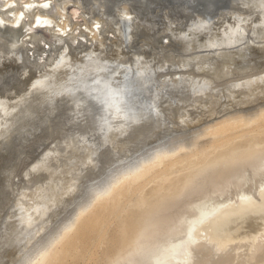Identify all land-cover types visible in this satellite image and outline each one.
Segmentation results:
<instances>
[{
    "label": "bare ground",
    "instance_id": "6f19581e",
    "mask_svg": "<svg viewBox=\"0 0 264 264\" xmlns=\"http://www.w3.org/2000/svg\"><path fill=\"white\" fill-rule=\"evenodd\" d=\"M234 1H237V4L240 2V6L223 7L216 12L215 15H217V17L196 14L197 18L191 21V24H189L188 28L185 30L180 29L175 32V30H173L174 28L166 27L165 29L163 28V31H166L167 34L169 33L168 35L160 36L161 34H155L158 35L156 37L152 35L153 42L155 43V47L152 48L154 49V53L151 51L153 54L147 57L144 52L148 51L150 45H147V43L143 41V44L138 46L137 50L135 49L137 43L133 46L130 45V41L134 42L137 36L139 38H145L146 35L149 36L148 30L150 29L144 25L146 23H142L143 20L141 22V20L138 19L139 17L135 10H132L126 3L116 9L115 17H117V20H115L112 14L105 12L104 4L102 5L99 0H0V52H5V56L7 55L8 57H10V54H14L16 58H21L20 60L22 63L24 59L27 63L26 66L20 64L24 66V68L21 69L19 67L21 69L20 71L23 72H21V74L19 72L18 78L17 75L14 76L13 74L19 82H12L10 84L2 83L0 87V90H3V87L6 86L15 87V90L14 88L12 90V95L3 98L0 97V137H2L7 130L11 129L10 127H12L13 123H16L12 121L17 120H14V118L11 121V117H14L15 111L18 113L19 109L24 108L25 105L27 106L25 103H28L29 98L32 99L30 95L34 93L36 97L40 95L39 93H41L44 88L43 84L48 83L52 72H57V67L61 64L60 61L74 59V63L70 62L71 64L69 63V66H74V64L81 65L78 67H82L81 69L88 71L95 68L98 76L101 75L103 73L102 71L106 69V66L111 63L113 65H110L113 68V73L111 72L112 75L119 76L115 84L103 82L102 79L98 77L101 81L97 82V84L99 83L100 85H96L95 88L101 86L100 89L98 88V93L102 95L101 98H103L102 100L104 101L103 106H100L99 102L98 104L100 107H96L93 101L87 99L85 105H83L84 112L81 115L83 117L78 115L79 120L69 124V127L73 130L67 129L68 131L66 132L62 131L63 134L60 139L57 138L58 140H55V144H51V141L49 142L53 152L49 149L48 152H44L45 159L53 158L55 160L54 166L57 173L67 174L69 172L68 178L64 179L65 177L61 176L55 183H50L47 180L33 183V179H31L33 184H30V181L28 182L27 180V184L24 183L25 185H20L21 188L17 186L19 189L17 188L16 192L20 190V194L18 193L19 195H16L15 199L19 201H15L14 204L10 205V213H8L11 227H7L8 229L6 232L4 228L3 230L1 229L2 233L0 234V252L6 254L8 258L6 264H13L15 259L16 264H23V259L28 255V252H33V249H38V247L46 245L47 242H51L50 240L61 236L62 229L65 230L67 227V217L70 216V214H68L70 211L77 213L82 209L84 210V208L88 207L98 196L103 194L107 196L110 193L108 190L114 186L119 176L125 175V172L114 167L117 172H115L114 169L115 173H111V176L109 175L110 179H106L108 181L104 183L102 179L106 178V176H104L106 175L104 171H106L108 167H111L110 165L114 166L116 158H118L116 151L119 146H115L116 143H118L117 140H120L119 138L122 137V135L123 138H127L128 135L131 134L132 138L135 137L136 131H132L133 129H129L130 127H137L148 120H150L148 124L151 122L156 124L157 122L162 123L165 121L171 123L172 120L180 121L181 123L196 124V122L200 120V117L195 118V116V119L188 120L189 111L187 108V110L185 109V104L188 105L189 103H193V107L196 109L208 108L206 117L212 119L222 117V119L220 118V122H216V120L210 121L211 125H213L212 130L214 132L229 131L239 127L248 128L255 123H263L264 110H260L261 106L253 107V105L251 108H243L245 109L243 111H240V109L239 111L235 110L231 113L224 105V107L216 109V113L214 112L215 114L212 117V106L219 104L223 97L232 99L235 102L234 96L241 95L240 93L242 91L247 90L249 88H247V85L250 80L253 81L256 80V78L260 80V72L253 73L252 76L248 75L247 77L245 76L238 79H225L226 82L223 81L224 83L220 84H216L213 79L215 75L218 77L219 74L225 78L228 74L225 62L223 64L224 68H222L223 73L221 70H219L221 72L212 70L213 65H215L213 60L220 58L224 60L227 58L229 59L234 54L240 52L238 48H246V46H248V49L264 48V0ZM87 2L89 4H86ZM95 7H97L98 10ZM240 7L246 8L247 11H244V8L242 9ZM182 11L184 12V10ZM227 15H229V18H227ZM215 19L216 21H214ZM152 23L148 25L154 26ZM175 27L177 28V26ZM206 28L207 30L205 31ZM107 33L115 36V38L106 37ZM150 36L148 39L151 41L148 42L152 44ZM171 36L177 39V47H184L185 49V53L183 54H178L176 52L180 57L183 56L181 59L178 58V63L195 62L203 67V71L201 70L202 72L197 75V72L194 70L196 66L194 65V68L190 70L191 64H184L185 66H183V64H180V66L178 65L184 68V70H180L179 67L176 69L171 68L176 67L171 63H169L170 65H164L163 63L165 61L163 59L159 60V57L161 58V55H164L162 54L164 50L161 52L155 51V49L158 50L162 48V46L163 49H165L167 45L165 43L161 44V40L163 38L169 40ZM122 37L128 40L129 44L125 45L124 42H122ZM107 39L110 42L114 40L117 48L115 52L119 53V55H115V58L111 61L103 60L105 62L102 63L100 60L102 58L99 56L102 51L99 53L96 52L97 54L95 55L94 47L88 46L87 41L94 43L98 42L100 48L101 45L106 48L108 47H105ZM131 39L135 40L132 41ZM138 39L135 42H138ZM170 43L173 42L169 40V44ZM182 43H185V45L182 46ZM126 48L131 50L129 51L131 52V56H129V58L127 56V59H123L124 57H120V54L125 51L124 49ZM168 51L170 52L171 50ZM89 52H91V54ZM64 53H66L67 56H63ZM36 55L38 56L36 58H40L41 60L30 59ZM168 57L165 56V58ZM109 65L108 68L110 67ZM76 67H74L73 71L78 69V67L77 69ZM6 71L7 74L8 69ZM10 72L9 75H11ZM13 72L15 73L16 70ZM9 77L10 76H8V78ZM20 77H22V79ZM0 78H3L1 74ZM8 78L5 79L9 80L10 78ZM219 78H217V80ZM248 78H250V80ZM5 79L3 78L2 80L5 81ZM109 79H113L112 76ZM10 80L12 81V79ZM15 80L16 79H14V81ZM164 81H166L168 85H162V83H166ZM94 82H96V76H94L92 82L88 80V84H94ZM69 83L70 81H68L66 87L53 90L54 92L51 93V95L64 94L70 85ZM12 84H16V86ZM221 86H223L224 89H221ZM36 93L39 95H36ZM257 93H259V91ZM50 96H48L49 99L51 98ZM53 96L52 98L54 99ZM247 96L251 95L247 94ZM45 97L47 98V95ZM56 97L58 98L57 95L55 99ZM76 97L77 95L73 99ZM260 97L263 98L264 96ZM101 98L99 97V99ZM180 98L184 101L186 100L185 102L188 103H184L183 101L180 102ZM102 100L100 101L102 102ZM251 100L254 101L252 98ZM34 102L31 103L30 101L28 105ZM174 102H177L176 109H179V111L183 113L182 117L180 116L181 118L177 115L178 110H173V107H176L173 106L175 104ZM48 103H50V101ZM48 103L47 105H49ZM53 103L54 102L51 104ZM247 103L249 104V102ZM23 104L25 105L23 106ZM35 104H37V102ZM20 106L23 107L19 108ZM35 106L36 105H34V108ZM235 106H239V103L237 102ZM39 107L40 105L38 109ZM26 108L30 109L31 107L27 106ZM217 110H220V112H217ZM23 111L26 112L25 109ZM23 111H19L22 116L24 115L22 113ZM43 111L41 114H44ZM217 113H221V115L218 116ZM47 114L45 113V115ZM30 115L29 113L28 117L26 116V119L24 117L23 120L25 119L24 121H26ZM67 115L68 113L63 117ZM48 116H46V118ZM70 116L71 113L69 117ZM17 118L18 117H16V119ZM33 118L34 117H32V119L29 118L28 120H33ZM36 119L39 118H35V120ZM28 120L25 123H27ZM33 121H31V124ZM20 122L23 121L21 120ZM102 124L106 126L102 127ZM183 125H181V127ZM186 125L188 126L190 124ZM173 126H175L174 121ZM177 127L181 128L179 125ZM210 127L211 126H209V128ZM91 128L93 130L90 133ZM160 128L159 130H161ZM105 131L112 132L113 137L111 138L114 142L104 137L103 133H105ZM18 132L20 131L18 130ZM86 132H88V134ZM98 132L100 133V139L93 138V135ZM170 132L167 131L164 133L168 134ZM180 132L179 134H181ZM7 133L8 132H6V134ZM199 133L201 132L199 131ZM161 134H163V132ZM10 135L9 133V136ZM202 135H204L203 132ZM197 136L198 134H196L193 139ZM179 137L178 135L171 137V142L177 143L178 139L181 140ZM182 137L185 140L186 135ZM186 139L188 141L192 138L189 137V139ZM151 140L153 139L151 138ZM160 140L162 141L164 138H159L158 141ZM193 141L196 142V140ZM167 143H169V141ZM146 145L148 146V144ZM146 145L144 144V147ZM151 145L148 147H152L153 150V146ZM161 145L162 143L160 145L158 144V146ZM170 145H172V143ZM170 145L168 144L167 146L170 147ZM189 146L191 147L193 145L191 144ZM44 147L40 148L38 153ZM106 148H109V152L105 150ZM140 148L138 147V149ZM38 149V146H36L35 150ZM65 149L71 150V154H69L71 156L67 158L68 161L64 160V162H60L59 159L63 160L61 159L63 156L61 152L63 150L66 151ZM186 149L187 148L184 147L182 151L185 152ZM79 150H82L81 152L83 153L80 152V154ZM199 151L200 152L197 154H203L205 150L199 149ZM68 152L66 155H68ZM74 153L76 154V158H74ZM117 153L118 156H122L125 160L129 155L133 156V154H126V150L121 148H119ZM106 155H108L110 159H105ZM137 155H139V153ZM136 156L132 158H136ZM151 156L152 154L150 158ZM193 156L195 157L196 155L194 154ZM113 157H115V161ZM139 157L140 156H138L137 159H139ZM72 159H75V161ZM120 160L122 161V158ZM128 160L129 158L126 161ZM127 164H129V162H127ZM69 165H72V167H65ZM119 165L120 164H118V166ZM34 166L36 165L34 164ZM115 166H117V164ZM122 166L121 169L124 168ZM96 167H99V169L98 172L95 173L94 169H96ZM173 174L175 175L176 172L174 173L173 171ZM86 175L89 176L86 177ZM76 204L79 205L77 206ZM61 206L62 208H60ZM75 207L76 210H73ZM137 208L138 212L135 216V220L133 218V212L135 210H129L118 214L114 218L113 231H109V228H107V220L103 224V219L100 220V218L98 219L94 215L95 213H99L93 212L90 214L93 218L90 223L91 229L82 235L86 237L83 242H86V244H88L89 241L94 242L95 236H98L96 234L101 232L112 237V241L106 244L104 249H102L104 255L106 251L110 252L121 244L130 226L133 228L135 226L134 235L131 236L128 243H126L107 264H264V139L260 141H247L242 145L232 147L229 151L218 157L210 158L206 156L202 163L194 164L186 175L169 181L165 187L161 185L153 195L140 201V203L137 204ZM108 210L110 209L104 210L105 212L102 211V214L106 213ZM109 212H111V210ZM123 213L124 215H122ZM67 214L69 216H67ZM95 222H97L95 227H92ZM72 224L74 225V223ZM243 224H245L246 231L241 232ZM118 236L120 238L118 239L119 241L116 242L115 240L113 242L114 237ZM92 242L87 246L91 247ZM13 245H15V247H12ZM75 247L79 252L85 249L79 246V241L76 242ZM89 247H86V250ZM7 248H9L8 251H6ZM49 250H51L50 247ZM62 254H64L63 251ZM11 255L18 256L16 258L14 257V259H10ZM40 256V261H43L42 255ZM101 260L96 264H102L103 262ZM63 262L61 264H63Z\"/></svg>",
    "mask_w": 264,
    "mask_h": 264
},
{
    "label": "rangeland",
    "instance_id": "374dc122",
    "mask_svg": "<svg viewBox=\"0 0 264 264\" xmlns=\"http://www.w3.org/2000/svg\"><path fill=\"white\" fill-rule=\"evenodd\" d=\"M238 6H240V4ZM154 8H155L156 12H158V14H159L158 18L150 19L149 17H147L148 20H150V21H148V20L144 21L143 20V22H142V20H141V22L142 23H146L144 25L146 27H149L148 29H150V30H148V35L149 36L151 35L150 38L152 39V44H151V42H148V41H151V40L148 39L149 36H147V35H146L145 38H141V37L139 38L137 36L139 39L137 37H135L136 40L135 39H133V40L131 39L132 41H134V40L137 41V39H138V42H135V41L131 42L130 41V45H133V46H135L134 44L137 43L136 48H135L137 50H138L137 47L140 46L141 44H143V41H144V43H147V45H150L151 49L148 48V51L144 52L147 57L154 53L153 52L154 49H152V48L155 47L154 46L155 43L153 42V37L154 36L156 37V36H158L160 34H161L160 36L168 35L169 33L167 34L166 31H163L166 27H171L172 29L174 28L173 30H175V32L178 31L179 29H181L180 26H178L179 25V20H182L180 14L177 15L179 17V18H177L175 13H173L171 11L169 12L168 8L164 7V5L161 4V3H155ZM165 9H167V10H165ZM214 21H216V19ZM151 23L154 26H152V25L149 26L148 25V24H151ZM175 26H177V28ZM153 29H155V30H153ZM202 30H203V28H202ZM206 30H207V28L205 29V31ZM155 34H158V35H155ZM152 35H153V37H152ZM107 36L109 38H115V36H113V35H111L109 33L106 34V37ZM123 39H125V38L122 37V42H124L125 45L129 44L128 40H127V43H126ZM164 39L165 38H163V43H165L167 45V46H165V49H163V46H162V48H159V49H162V50L155 49V51H161V52L163 50L165 51V52L164 51L162 52V54H164V55H161L163 58L159 57V60L163 59L165 61L163 63L164 65H170L169 63H171L174 66H176V67H171V68H175L176 69L177 67L180 66V64H183V66H185L186 64H191L190 65V70L192 68H194V66H196L198 71L196 70V68H194V70L197 72V75H198V73L203 71L202 70L203 67L200 66L199 64L195 63V62L194 63H191V62L178 63V61H177V60H179L178 58L181 59L183 57V56L180 57L178 54L179 53H181V54L185 53L184 47H182V48L181 47H177L178 46V45H176L177 39H175L172 36L170 37V39H172L171 42H173V43L169 44L168 39H167L166 42H164ZM112 42L108 41V39H107L106 40L107 44L105 45V47L106 46H108V47L104 48L101 45V48L103 47L102 49L100 48V45H99L98 42L94 43V42L87 41V44L90 47H92V46L94 47V49H95L94 50V54L95 55L97 53H99L100 51H102V52H100L99 56L102 58L100 60L103 63L105 61H109V60L111 61V60H113L115 58V55H117V54L119 55V53L115 52V50L117 48H116V45L114 43V40H112ZM184 45H185V43H182V46H184ZM247 47L248 46H246V48H238V50H240V52L238 54H234L229 59L227 58L226 60H224L223 58H220V59L213 60L215 65H213V67H212L213 69L212 70H214L216 72H221L222 71V73H223V69L222 68H224L223 64L225 62L226 68L228 70V74L225 76V78H224V76L219 75V74H218V77L216 75H215V77H213V76L212 77L215 80L216 84H218V83L220 84V83L226 82V80L238 79V78H242V77H245V76L247 77L248 75L252 76L253 73L255 74L257 72H260V80H258V78H256V80H253L254 81L253 82L252 80H250V78H248L250 80V82H248L249 84L247 85V88L248 87L249 88L247 90H245V91H242L240 93L241 95H235L234 96L235 102L232 99H228V98L223 97L222 100L219 102V104L213 105L214 107L212 106V108H211L213 110L212 117L216 113V109H219L220 107H224V105L226 106L227 110L230 111V113L235 111V110L239 111L240 109H241L240 111H243V110H245L243 108H246V109L248 107L251 108L252 105H253V107L261 106L262 108L260 107V110H264V107H263V105H264V101H263L264 97L263 98L260 97V96H264V78H263L264 77V48H251V49H248ZM249 47H254V46H249ZM38 48H40V47H38ZM167 49L171 50V51L169 52ZM124 50L125 51H123L120 54V57H122V58L124 57L123 59H127V56H128V58H129V56H131V52H129L131 50H129V48H126ZM178 51H180V52H178ZM172 52H173L174 56H173ZM89 53L91 54V52H89ZM145 54H143V55H145ZM65 55L67 56L66 53L63 54V56H65ZM165 56L166 57L169 56V57L165 58ZM103 60H105V61H103ZM12 61H14V62H12ZM19 61L20 60H18V62ZM15 62H17V61L13 60V59H10L9 61H4L2 64H0L1 77L3 76V78L5 79V78H8V76H10L9 78L12 79V81L9 78H8L9 80L5 79V81H6L5 82L4 80H2L3 78H0V83L1 84L2 83L3 84H6V83L10 84L12 82L13 83L14 82L15 83L19 82L17 80V78L19 77V72H20V74H21V72H23V71H20V70L24 68V66H22L24 64L21 61L19 63L18 62L15 63ZM70 62L74 63V59L73 60H68L67 59V61L66 60L60 61L61 64H60V66L57 67L58 68L57 72H54V73L52 72V74H51L52 76L50 75L51 78L49 77L50 79L48 80V83L47 84H43V86H44V88L42 90L43 93L42 92L39 93L40 95L38 93H36V95H39L37 97L35 96V93L32 94L34 96L30 95V97L33 99L32 100V99L29 98L31 103L34 102V100H35V102L33 104H29L28 105V103L30 102L29 100H28V103L27 102L25 103V104H27L28 107L29 106L31 107L30 108L31 110L29 108H26L27 106L25 104H23V106L25 105L26 107L24 106V108H22L23 106L22 107L20 106L19 108H22V109L18 108L19 109L18 113H19L20 110L23 111L25 109L26 112H24V111L22 112L24 115L22 116V114L19 113V115H21V116H19L17 111H15L14 117H11V121L14 118H15L14 120H17V121H12V122H16V123H13V125L15 124L14 127L16 126L17 129L15 127V130H14V127L12 125L13 128L10 127L11 129L6 131L8 133L6 134V132H5L3 134V136L0 137V230L1 229L3 230V228H4L5 232L8 229L7 227H9V228L11 227L10 220H9V214H8V213H10L9 207H10L11 204H14L15 201H19L18 199H15V197H16V195L20 194V190L18 192H16L17 188L20 187V185L22 186V185L27 184V180H28V182L30 181V184L32 182L33 183L36 182V181L44 182L46 180L49 181L50 183H55V181L58 180L59 177H61V176L65 177L64 179L68 178L69 172L67 174L60 173V172L57 173V171L55 169V166H54L55 160L53 158L52 159H45V157H44L45 153L44 152H48V149L51 150L50 143L51 144L52 143L55 144L56 141L58 139H60V137L63 134V132H66L69 129L71 131L73 130L72 128L69 127V124H71L72 122L74 123V122L79 120L78 117L83 114V112H84L83 111L84 110L83 105H85L87 99L89 101H93V103H94V105L96 107L97 106L98 107L103 106L104 101L102 100L103 98H101L102 95H101V93H100V95L98 93V90L100 89L101 86L98 87L99 89L95 88L96 85L97 86L100 85L99 83L97 84V82L101 81L100 79H102L103 82H110V83H114V84H115L116 81H118L119 76L118 75H112L113 68L111 66H113V65L111 63H110L111 66L108 64L111 68L110 67L108 68V65H107L106 69H104V71H102L103 73L98 76L97 73H96L97 70L95 68L94 69H90V71H88V70L81 69L82 67L81 68L78 67V66H81V65H77V64H74V66L70 65L71 66L70 67L69 66ZM176 62H177V64H176ZM20 64H22V65H20ZM76 66L78 67V69H77ZM74 67H76L77 70L73 71ZM7 69H8V73L6 74V72H7L6 70ZM14 69L16 70L15 73L13 72V71H15ZM179 69L180 70H184V68H182V66L179 67ZM219 70H221V71H219ZM9 72H10V74L12 76H13V74H14V76L17 75V78H15L14 76L12 77L11 75H9ZM88 72H89V74H88ZM5 75H7V76H5ZM94 76H96V82H94V84H88V80H90L92 82V80H94ZM111 76H112L113 79L110 80L109 78H111ZM98 77L100 79H98ZM13 78L16 79L17 81L16 80L14 81ZM20 78L22 79V77H20ZM217 78H219V79L217 80ZM68 81H70V83H69L70 85H69L68 89L66 90V92L64 94H61V95L56 94L58 96V98L56 97V99H55L56 95L55 96L51 95V93L54 92L53 90H57V89L66 87L67 84H68ZM164 82H166V81H164ZM258 84H259V86H258ZM262 84H263V87H262ZM162 85H168V83L167 82L166 83H162ZM13 86H16V84H14ZM9 88H11V92H12L13 88L15 90V87L12 88V86L11 87L9 86ZM221 89H224V87L221 86ZM256 89H257V92L259 91V93L256 92ZM245 92H248V93H245ZM41 94H43V95H41ZM242 94H244V95H242ZM247 94H249L251 96H247ZM46 95H47V98H48V96L51 95L50 96L51 98L47 99L45 97ZM76 95H77V97L75 99H73ZM253 95H254V97H253ZM52 96L54 97V99L52 98ZM99 97L101 99H99ZM259 97L262 98V99H260ZM251 98L254 101H252ZM224 99H225V101H224ZM100 100H102V102ZM47 101L48 102L50 101V103H48ZM179 101L180 102L183 101L184 103H188V102H185L186 100L184 101L182 99L179 100ZM36 102H37V104H35ZM41 102H42V105H41ZM52 102H54V103L51 104ZM222 102H223V105H222ZM237 102L239 103V106H235V104H237ZM247 102H249V104ZM47 103L49 105H47ZM77 103H80V104H77ZM98 103L100 104V106H99ZM176 103L173 106H176L177 105ZM220 104H221V106H220ZM34 105H36L35 108H34ZM39 105H40V107L38 109ZM186 105L187 104H185V109L187 108L188 111H189L188 112L189 116H188V113H187V116L189 117L188 120L200 117V120L197 121L196 124L195 123H181L180 121H176V120H172L171 123L165 121V122H162L163 124L161 122L160 123L157 122L156 124L154 122H151L152 124L151 123L148 124L149 121H150V120H148V121H146L144 123H141L137 127H134V128H133V126L130 127L129 129H133L132 131H136L135 137L132 138V134H131V135H128L127 138H123V135H122V137L119 138L120 140H117L118 143H116L115 146L116 147H117V145L119 146L118 149L116 148L117 149L116 155H117L118 158H116V161H115L114 160L115 157H113V160L115 161V165L117 164V166L110 165L111 167H108L109 170L107 168V170L104 171L105 172L104 174H106L104 176H106V178H102V179H103L104 183L107 182L110 179V176H111L110 174L111 173L113 174V173L117 172L116 171L117 168L119 170L125 172V175L119 176L120 178L118 177V179L115 182L114 186H112L108 190V192L110 191V193L107 196L106 195L104 196V194L98 196L88 207L84 208V210L82 209V210L78 211L77 213L70 211L68 213V214H70V216L67 214V216H69V217H67V227H66L65 230L62 229L61 236H59L58 238L50 240L51 242H47L46 245H43L42 247L41 246L38 247L39 250L36 248V249H33L34 251L32 250L33 252H30V253L28 252L27 253L28 255H26L27 257L25 256L24 259H23L24 260L23 264H33V263L34 264H51V263H55L56 261H58V262H56L55 264H61L63 261H64L63 264H96L101 259H102L101 261L103 262L102 264H107L109 262V260L111 258H113L120 251V249L123 248L126 245V243H128V241L131 238V236L134 235L135 226H134V228L132 226H130L129 231H128L126 237H124L122 239V243L121 244H119L114 250H112L110 252L106 251L105 254L103 255L102 249H104L106 244H109L110 241H112V237H109L107 234H104L103 232H101V233L96 234L99 237L95 236L94 242L89 241V243L92 242V246L90 245L91 247L87 246L89 243L86 244V242H83L86 237H84L82 235L85 234L89 229H91L90 228L91 227L90 223H91V220L93 218L90 216V214H92L93 212H98L99 214H97V213L94 214L96 216V218H98V219L100 218V220L103 219V224L107 220V222H106V225H108L107 228H109V231H113L114 230V224H113L114 218L118 214H120L121 212H127L129 210H135L134 211L135 213L133 212V214H134L133 218L135 220V216H136V214L138 212L137 204L140 203V201H142L143 199H147L149 196L153 195L154 192L156 190H158V188L161 185H163L165 187L169 181L175 180L177 178L182 177L183 175H186V173L192 168V166L194 164L202 163L203 160L206 158V156H209L210 158L218 157L221 154L229 151V149H231L232 147H235L237 145H242V144L246 143L247 141H250V140H259L260 141V140L264 139V120L262 121L263 123L259 122V123H257L258 125L255 123V124H253L252 126H250L248 128L239 127V128H236V129H231L229 131L214 132L212 130V126L213 125H211V122L215 121V120H216V122H220L222 117H220L221 119L220 118L212 119V118L206 117V115L208 114L207 113L208 108L207 109L206 108H199V109L197 108L196 109L195 107H193V103H189L187 106ZM77 106H79V107H77ZM176 108H177V106L173 107V110H175V111L178 110L177 111V113H178L177 115L179 116V118H181L183 113L180 112L179 109H176ZM43 110H46V111H43ZM197 110H199L200 112L197 111ZM27 111L31 114L29 116L30 119H32V117H34L33 120H35V118H39V119H36L35 121H33V120L29 121L28 120L29 118H28L27 119L28 122L25 123L27 120L26 121H24V120L28 117V114H29ZM42 111L44 112V114L43 113L41 114ZM70 111H72L73 113L70 112ZM47 112H48V114H47ZM62 112H63V115H62ZM217 112H220V110H217ZM25 113H28V114H25ZM45 113L47 115H45ZM67 113H68V115H67L68 117L67 116L63 117ZM70 113H71V116L69 117ZM179 113H182V114H179ZM37 114H39V115H37ZM217 114H218V116L221 115V113H217ZM48 115H50V116H48ZM46 116H48V117L46 118ZM16 117H18V118L16 119ZM24 117H25V119L23 120ZM81 117H83V116H81ZM64 118H66L67 120L64 119ZM205 118H207V119H205ZM18 119H20V120H18ZM21 120L24 122L25 125L23 124V122H20ZM31 121H33L32 124H31ZM173 121H174L175 126H173ZM29 122H30V124H29ZM178 122H180V123H178ZM216 122H213V123H216ZM19 124L21 126H24V127H21ZM153 124H155L156 126L158 125V126L156 127ZM176 124H177V126L179 125V127H181V125H183V124L184 125L181 127L182 128L181 129V128H178L176 126ZM186 124H190V125L187 126ZM160 125H162V126H160ZM199 125H200V128H199ZM93 126H94V124H93ZM185 126H186V129H185ZM204 126H206V127H204ZM209 126H211V127L209 128ZM158 127L159 128L161 127L160 128L161 130H159ZM175 127H177V128H175ZM193 127H194V129H193ZM196 127H198V128H196ZM197 129H199V130H197ZM18 130L20 132H18ZM59 130H60L61 133L59 132ZM92 130L93 129L91 128L90 129V133H91ZM11 131H13V132H11ZM167 131L168 132L171 131L172 133L171 132L168 133V134L164 133V132H167ZM180 131H182V132H180ZM199 131L201 133H199ZM162 132H163L164 135L161 134ZM179 132L182 134V136L184 135V137L186 135V138H188V139H189V137L193 139V137L196 134H198V136L195 139H193V140H196V142L193 141L192 139H189L187 141V139L185 138V140H184L183 137L181 136V134H179ZM202 132L204 133V135H202ZM9 133L12 136L11 135L9 136ZM86 133L88 134V132H86ZM103 135H104V137L108 138L109 141L114 142V141H112V138H111V137H113L112 132L105 131V133H103ZM177 135L180 136L179 138H181V140L178 139L177 143L171 142V137H174V136H177ZM164 136H166V137H164ZM158 137L160 139L164 138V140L158 141L159 140ZM151 138L153 140H151ZM148 139H150V140H148ZM165 140H167V141H165ZM198 140H199V142H198ZM43 141H44V143H43ZM168 141H169V143H167ZM147 142H150V143H147ZM156 142L159 145L162 143V145H161L162 147L158 146V144ZM171 143H172V145H170ZM144 144L145 145L148 144V146H150L152 144L151 146H153V150H152V147H148L147 145H146L147 147L146 146L144 147ZM165 144H167V145L169 144L170 147H172V148H170L169 146H167ZM191 144L193 146L190 147L189 145H191ZM154 145H156V146H154ZM36 146H38V148H39L38 150H35ZM41 146L42 147L45 146V147L43 149H41V151L38 153L40 148H42ZM201 146H203V147H201ZM47 147H49V148H47ZM79 147H81V146H79ZM138 147L139 148L141 147V148L138 149ZM184 147L187 148L185 152L182 151V149ZM119 148L125 149L126 152H127L126 154H133V156H136L139 153V155H137L136 158L135 157L132 158L133 156L129 155V157H126V160L128 158H129V160L126 161L122 156L121 157L118 156L117 152L119 151ZM131 148H133V149H131ZM199 149L200 150H202V149L205 150L203 152V154H201V153L197 154V153L200 152ZM105 150L107 152H109V148H106ZM147 150H148V152H147ZM81 151L79 150V153ZM51 152H53V151L51 150ZM67 152H68V155H66ZM37 153H38V155H37ZM61 153H62L61 155H63V156H62V158L61 157L60 158L63 159V160L59 159V161L60 162L61 161L64 162V160L68 161L67 158H69L71 156V155H69V154H71V150L70 149H67L66 151L63 150ZM81 153H83V152H81ZM151 154H152V156L150 158ZM194 154L196 155L195 157L193 156ZM108 155L105 156V159L106 158L110 159V157ZM138 156H140L139 159H137ZM39 157H41V158H39ZM196 157H197V159H196ZM74 158H76V154L75 153H74ZM121 158H122V161L120 160ZM131 158L134 159V160H132ZM123 159H124L125 162L123 161ZM72 160L75 161V159H72ZM59 161H58V163L60 164ZM122 162H123V164H122ZM127 162H129V164H127ZM34 164L36 166H34ZM118 164H120V165L118 166ZM125 164H127V165H125ZM32 165H33V167H32ZM121 166L124 167V168L121 169ZM65 167H72V165L65 166ZM129 167H131V168H129ZM111 168H113V169H111ZM114 169H115V172H114ZM131 171H133V172H131ZM173 171H174V173L176 172L175 175L173 174ZM90 173H92V172H90ZM87 176H89V175H86V177ZM31 179H33L34 181L32 180V182H31ZM106 179H108V180H106ZM135 194H137V195H135ZM132 198H133V200H132ZM76 205L78 206L79 204H76ZM90 206H91V208H90ZM76 207L73 210H76ZM60 208H62V206ZM107 209H110L111 212H109L110 210H108L106 213L102 214V211L107 210ZM122 215H124V213ZM70 217H72V218H70ZM70 220H71V222H70ZM72 223H74V225ZM96 223L97 222H95L92 227H95ZM242 226H243V228H242L243 231L241 230V232L246 231L245 230L246 229L245 228V224H243ZM2 230L0 231V234L2 233ZM0 237H1V235H0ZM118 239H120L119 236L118 237H114L113 242L115 240H116V242H118L119 241ZM77 241H79V246L80 247L85 248V249H82L81 252H79L76 249V247H75ZM82 242H83V244H82ZM48 246L50 247L51 250H49ZM12 247H15V245H13ZM86 247H89V248L86 250ZM8 249L9 248H7L6 251H8ZM40 249H41V251H40ZM62 251L64 252V254H62ZM6 253H8V252H6ZM29 255H32V256H29ZM40 255H42V257L44 259L43 261H40V257H41ZM17 256L16 255H13V256L11 255V258L10 257L9 258L10 259H14V257L16 258ZM7 260H8V258L6 257V254H2L0 252V264H6ZM15 262H16V259H15L13 264H16Z\"/></svg>",
    "mask_w": 264,
    "mask_h": 264
},
{
    "label": "water",
    "instance_id": "95a60500",
    "mask_svg": "<svg viewBox=\"0 0 264 264\" xmlns=\"http://www.w3.org/2000/svg\"><path fill=\"white\" fill-rule=\"evenodd\" d=\"M92 1V0H90ZM100 3L105 7V12L108 14H112L114 16V19L117 20L116 16V9L118 7L122 6L123 4H127L132 10H135V12L138 15L139 20H147L146 17H151L150 19L158 18L159 14L156 12L155 8L153 7L155 3H161L164 5V7L168 8L169 12L175 13L177 16L178 14L181 15V19L179 20V25L181 30H185L188 28V25L191 24V21H194L197 17L196 14H203V16L211 15V17H217L216 12L223 8V7H235L240 4H237V1L234 0H99ZM163 2V3H162ZM99 3V4H100ZM86 4H89L88 2ZM166 5V6H165ZM97 8V7H95ZM244 8V7H240ZM98 10V8H97ZM184 10V12L182 11ZM244 11H247L246 8L243 9ZM157 14V15H156ZM229 15H227V18ZM177 18H179L177 16ZM180 30V29H179ZM126 43L127 40L123 39ZM171 41V39H169ZM168 40V41H169ZM167 39H164V42H166ZM161 43H163V39L161 40ZM5 52H0V64H2L4 61L13 59V60H20L19 58H16L14 54H10V57L7 55L5 56ZM12 55V56H11ZM37 55L33 58H30L31 60L37 59L41 60ZM21 61V60H20ZM23 64L26 66V60H22ZM28 68V67H27ZM0 83V87H1ZM11 88L8 86L3 87V90H0V97H7L9 95H12L13 93L9 91ZM105 124H102V127H105ZM100 133L93 135V138L100 139ZM92 138V139H93ZM79 147V146H78ZM78 150V149H77ZM99 167H96L95 173L98 172Z\"/></svg>",
    "mask_w": 264,
    "mask_h": 264
}]
</instances>
